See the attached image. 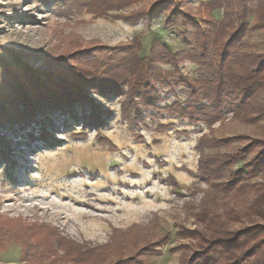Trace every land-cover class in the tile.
Segmentation results:
<instances>
[{
	"label": "rangeland",
	"instance_id": "obj_1",
	"mask_svg": "<svg viewBox=\"0 0 264 264\" xmlns=\"http://www.w3.org/2000/svg\"><path fill=\"white\" fill-rule=\"evenodd\" d=\"M90 1L0 0V72L4 64L14 73L42 68L103 44H134L141 56L157 42L175 52L192 48L182 37L192 24L177 19L168 26L169 10L155 7L162 0H133L105 12L91 10ZM181 1L202 24L210 15L223 20L224 9L212 0ZM225 7L235 16L240 10L237 0ZM142 10L150 15L121 17ZM254 19L237 57L264 54V26ZM210 54L216 57L215 47ZM180 68L190 78L203 71L190 59ZM158 88L160 107L186 100L184 85ZM88 93V101L39 109L32 117L0 111V264H112L126 257L185 264L203 247L202 232L264 221L250 210L255 188L223 186L259 149L222 173L207 177L201 169L207 157L264 140V118L228 111L214 124H193L140 104L135 123L123 116L125 95ZM259 100L264 103V92ZM248 181L263 182L264 171Z\"/></svg>",
	"mask_w": 264,
	"mask_h": 264
},
{
	"label": "trees",
	"instance_id": "obj_2",
	"mask_svg": "<svg viewBox=\"0 0 264 264\" xmlns=\"http://www.w3.org/2000/svg\"><path fill=\"white\" fill-rule=\"evenodd\" d=\"M132 1L92 0L88 4L93 11L105 12L107 9H121ZM233 1L212 0L213 6L224 9V17L220 22L213 15L204 18V24L209 23L210 28L184 11L181 0H162L155 5L169 10L165 20L168 26L175 25L177 19L185 26L192 24V28L182 34L185 43L192 46L190 50L175 52L157 42L149 56H141L134 44H103L78 51L65 60H48L42 68L25 67L14 73L4 64L0 72V111L2 115L10 111L11 117L15 118L32 117L39 109L88 101V89L92 88L96 93L125 95L123 116L135 123L139 121L140 104L188 119L193 124H214L228 111L248 120L262 119L264 103L259 99L264 92V54L246 52L237 57L236 50L251 27L252 16H255L254 26H264V0H237L240 10L236 16L225 7ZM148 15L150 12L142 10L121 17L136 21ZM212 46L217 52L215 58L210 54ZM186 59L203 68L197 78H190L182 72L180 64ZM161 63L171 65L172 69L163 70ZM158 84H169L173 89L184 85L186 100L177 99L160 107ZM257 149L241 170L230 174V181L223 186L225 190L243 192L255 188L250 210L264 217V181L253 184L248 181L264 171V140L254 139L235 154L207 157L201 169L207 177L222 173ZM200 236L203 247L185 264H217L221 259L225 264H264V221L237 229L217 228L211 233L202 232ZM112 264L146 263L135 257H126Z\"/></svg>",
	"mask_w": 264,
	"mask_h": 264
}]
</instances>
